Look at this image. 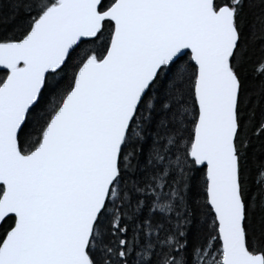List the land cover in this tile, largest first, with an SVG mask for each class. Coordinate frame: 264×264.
I'll use <instances>...</instances> for the list:
<instances>
[{
	"label": "snow or ice",
	"instance_id": "1",
	"mask_svg": "<svg viewBox=\"0 0 264 264\" xmlns=\"http://www.w3.org/2000/svg\"><path fill=\"white\" fill-rule=\"evenodd\" d=\"M0 264H264V0H0Z\"/></svg>",
	"mask_w": 264,
	"mask_h": 264
}]
</instances>
